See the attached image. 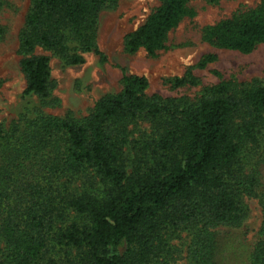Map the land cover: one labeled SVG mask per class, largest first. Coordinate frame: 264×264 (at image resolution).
Returning a JSON list of instances; mask_svg holds the SVG:
<instances>
[{"label":"trees","instance_id":"1","mask_svg":"<svg viewBox=\"0 0 264 264\" xmlns=\"http://www.w3.org/2000/svg\"><path fill=\"white\" fill-rule=\"evenodd\" d=\"M189 2L160 0L126 49H165L168 34L195 16ZM118 3L32 0L20 33L26 93L48 102L53 88L50 57L37 48L65 65L82 64L85 53L105 61L100 16ZM203 37L251 52L264 43V0L206 26ZM147 87L124 73L121 91L81 119L46 114L9 131L0 122V264H170L169 241L182 231L192 234L191 264H216L211 228L241 224L244 198L254 195L262 221L242 264H264V190L243 158L256 147L264 161V86L223 81L195 100ZM140 122L148 126L135 138Z\"/></svg>","mask_w":264,"mask_h":264},{"label":"rangeland","instance_id":"2","mask_svg":"<svg viewBox=\"0 0 264 264\" xmlns=\"http://www.w3.org/2000/svg\"><path fill=\"white\" fill-rule=\"evenodd\" d=\"M32 0H0V122L6 131L14 124L23 126L28 119L53 115L81 119L105 95L121 91L123 75H139L148 81L147 93L163 98L186 97L195 100L207 87L223 81L264 86V43L245 53L221 48L204 39L203 29L235 13L255 7L260 0H190L194 17L184 18L167 37V47L149 54L144 49L129 52L126 36L136 31L160 5V0H119L118 6L101 13L98 43L106 60L85 53L84 62L65 65L61 59L42 48L36 54L50 57L53 88L47 101L26 93L27 81L20 67V33ZM208 55L204 66L200 62ZM189 82L176 85V80ZM148 125L140 122L132 133L140 136ZM261 149L248 148L244 153L246 171L259 174L264 190V161ZM246 215L236 226L211 228L220 249L216 264H242L256 243L262 221L257 196L244 198ZM192 234L179 232L170 243V264H191L188 259Z\"/></svg>","mask_w":264,"mask_h":264}]
</instances>
